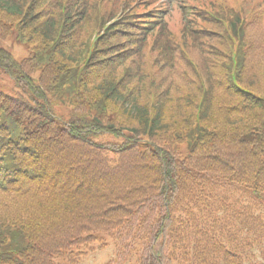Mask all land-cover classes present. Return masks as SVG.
<instances>
[{
    "label": "trees",
    "instance_id": "obj_1",
    "mask_svg": "<svg viewBox=\"0 0 264 264\" xmlns=\"http://www.w3.org/2000/svg\"><path fill=\"white\" fill-rule=\"evenodd\" d=\"M167 2L0 0V264H264V3Z\"/></svg>",
    "mask_w": 264,
    "mask_h": 264
},
{
    "label": "rangeland",
    "instance_id": "obj_2",
    "mask_svg": "<svg viewBox=\"0 0 264 264\" xmlns=\"http://www.w3.org/2000/svg\"><path fill=\"white\" fill-rule=\"evenodd\" d=\"M17 35L18 32L17 30H15L12 33V35L5 42L2 43V46L6 50H8L16 60L22 61L23 59L27 58L30 55L33 45L31 43L21 42L18 39ZM130 124L133 127H135V123L130 121ZM103 240L106 242V246L102 249H97L95 252L90 253L88 256L84 258L83 262L80 264H107L111 259L117 257L118 249L114 244V242L110 238H104ZM139 248L140 245L136 243L132 257L125 264H139V255H138ZM255 253L257 254L259 260H253L251 264L256 262H262L261 260L263 253H261L257 249H255ZM57 263L68 264L66 258L59 259Z\"/></svg>",
    "mask_w": 264,
    "mask_h": 264
}]
</instances>
